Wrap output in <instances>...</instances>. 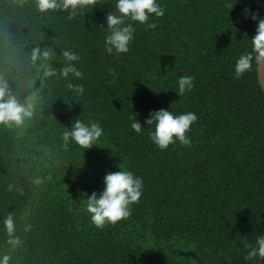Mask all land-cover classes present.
<instances>
[{"label": "trees", "instance_id": "obj_1", "mask_svg": "<svg viewBox=\"0 0 264 264\" xmlns=\"http://www.w3.org/2000/svg\"><path fill=\"white\" fill-rule=\"evenodd\" d=\"M159 3L165 8L164 16L150 18L157 27L147 29L134 22L130 50L108 54L106 15L115 10V0H91L75 16L70 15L71 9L41 13L35 0H0V86L18 97L26 90L27 97H36L34 115L24 126L0 124V259L7 255L8 264H264V258L246 259L249 248L245 246V242L255 246L257 236L264 234V92L257 80L258 60L251 41L258 26L251 15L264 19V9L251 0ZM37 45L50 48L49 63L57 75L45 76L39 61L33 64L31 50ZM63 50L80 56L79 62L72 63L83 78L60 75L69 63ZM249 52L253 53L251 67L237 76L236 61ZM181 76L194 77V87L179 96ZM37 78L40 84L34 87ZM69 82L86 90L81 95L67 86ZM160 107L175 114H197L198 122L187 133L190 145L177 141L164 150L154 146L149 137L154 125L145 120ZM130 113L145 127L141 133L130 127ZM76 119L101 123L105 133L98 145L89 150L75 143L64 146L65 126ZM119 165L143 176V195L124 222L99 229L90 223L83 194L101 192L106 170L118 171ZM36 177L41 183H35ZM9 214L16 220L12 236L3 223Z\"/></svg>", "mask_w": 264, "mask_h": 264}, {"label": "clouds", "instance_id": "obj_2", "mask_svg": "<svg viewBox=\"0 0 264 264\" xmlns=\"http://www.w3.org/2000/svg\"><path fill=\"white\" fill-rule=\"evenodd\" d=\"M91 0H35V7L41 13L54 12L58 9H71L70 15L75 16L77 9L83 7ZM115 10H111L106 15L107 34L104 40L105 51L108 54L127 53L130 44L135 38L134 22L144 24L147 29H155L157 25L150 22L151 16L162 17L165 8L159 0H115ZM246 10L245 15L248 16ZM253 20H258L256 34L251 38L253 52L257 60L264 59V19L258 15H251ZM131 21V22H126ZM63 57L69 62L60 69V75L67 78L71 73L77 78H83V72L76 66L80 56L72 50H63ZM52 51L48 47L35 46L31 50V61L38 67L44 69L45 76L57 75V70L49 61ZM253 53L249 52L241 55L235 66L237 76L251 67ZM115 75V73H113ZM194 77L181 76L178 81V95L194 87ZM70 89L75 88L79 94L84 93V86L74 85L71 82L67 85ZM36 107L35 95L26 97L23 100L16 94L11 93L7 86H0V124L9 128H20L32 119ZM132 129L141 133L144 130L142 123L136 119L134 113H130ZM198 120L195 112L175 114L169 108H161L150 112L145 123L153 126L149 132L151 141L161 150L167 149L170 145L179 141L183 145H190L191 139L187 135L191 125ZM104 135V128L98 121L85 122L80 119L72 121L70 126H65L62 133L64 146L75 143L81 148L88 149L98 145L100 138ZM118 171H106L103 177V190L99 193L93 191L90 195L85 193V209L90 216V223L98 228L106 224H116L127 219L132 214V205L139 203L143 195V177L136 175L131 170L122 169L118 166ZM35 183H41V178L36 177ZM6 231L12 236L15 233L16 225L12 214H9L3 221ZM15 242V241H13ZM249 248L246 259L264 258V234L257 236L256 245L252 246L245 242ZM7 255L0 259V264H8Z\"/></svg>", "mask_w": 264, "mask_h": 264}, {"label": "bare ground", "instance_id": "obj_3", "mask_svg": "<svg viewBox=\"0 0 264 264\" xmlns=\"http://www.w3.org/2000/svg\"><path fill=\"white\" fill-rule=\"evenodd\" d=\"M254 13V12H253ZM77 20V19H76ZM250 24V23H249ZM239 25V24H238ZM250 26V25H249ZM243 29V28H242ZM68 45V44H67ZM42 47V46H41ZM182 56V55H181ZM162 60V59H161ZM156 62V61H155ZM130 63V62H129ZM128 63V64H129ZM154 63V62H153ZM193 63V62H192ZM155 64V63H154ZM153 64V65H154ZM175 64V63H174ZM221 64V63H220ZM133 65V64H132ZM138 65V64H137ZM148 65V64H147ZM161 65V64H160ZM197 65H198V63H197ZM200 65V64H199ZM198 65V66H199ZM126 66V65H125ZM129 65H127V67H128ZM182 66V65H181ZM193 66V65H192ZM191 66V67H192ZM26 67V66H25ZM148 67V66H147ZM187 67H188V65H187ZM216 67V66H215ZM20 68V67H19ZM58 68V67H57ZM129 68V67H128ZM165 68H168V67H165ZM197 68V67H196ZM120 69V68H119ZM126 69V68H125ZM149 69V68H148ZM172 69V68H171ZM175 69H176V67H175ZM202 69V68H201ZM208 69V68H207ZM35 70V69H34ZM162 70V69H161ZM218 70V69H217ZM119 71V70H118ZM121 71V70H120ZM155 71H157V70H155ZM166 71V70H165ZM174 71V70H173ZM232 71V70H231ZM134 72V71H133ZM150 72V71H149ZM185 72V71H184ZM204 72V71H203ZM208 72V71H207ZM118 73V72H117ZM132 73V72H131ZM145 73V72H144ZM148 73V72H147ZM147 73H146V75H147ZM171 73V72H170ZM101 74V73H100ZM105 74V73H104ZM124 74V73H123ZM142 74V73H141ZM175 74V73H174ZM207 74V73H206ZM231 74V73H230ZM99 75V74H98ZM129 75V74H128ZM134 75V74H133ZM172 75V74H171ZM181 75V74H180ZM188 75V74H187ZM244 75V74H243ZM246 75V74H245ZM31 76V75H30ZM33 76V75H32ZM100 76V75H99ZM102 76V75H101ZM137 76V75H136ZM141 76V75H140ZM228 76V75H227ZM240 76H241V74H240ZM254 76V75H253ZM148 77V76H147ZM164 77V76H163ZM198 77H200V76H198ZM197 77V78H198ZM98 78V77H97ZM122 78V77H121ZM130 78V77H129ZM153 78V77H152ZM248 78V77H247ZM56 79V78H55ZM100 79V78H99ZM132 79V78H131ZM141 79V78H140ZM145 79V78H144ZM151 79V78H150ZM170 79V78H169ZM176 79H178V78H176ZM245 79V78H244ZM87 80V79H86ZM129 80V79H128ZM175 80V79H174ZM229 80V79H228ZM106 81V80H105ZM104 81V82H105ZM108 81H109V79H108ZM179 81V80H178ZM246 81V80H245ZM82 82V81H81ZM80 82V83H81ZM120 82V81H119ZM141 82V81H140ZM226 82V81H225ZM251 82V81H250ZM83 83V82H82ZM124 83V82H123ZM144 83V82H143ZM156 83V82H155ZM161 83V82H160ZM249 83V82H248ZM108 84V83H107ZM119 84V83H118ZM126 84H128V83H126ZM206 84V83H205ZM86 85V84H85ZM102 85H104V84H102ZM123 85V84H122ZM141 85H143V84H141ZM244 85V84H243ZM246 85V84H245ZM108 86V85H107ZM208 86H209V84H208ZM207 86V87H208ZM232 86V85H231ZM236 86V85H235ZM241 86V85H240ZM29 87V86H28ZM111 87V86H110ZM125 87V86H124ZM140 87V86H139ZM162 87V86H161ZM175 87H177V86H175ZM205 87V86H204ZM210 87V86H209ZM100 88V87H99ZM98 88V89H99ZM107 88V87H106ZM174 88V87H173ZM217 88V87H216ZM229 88H230V86H229ZM39 89V88H38ZM85 89V88H84ZM94 89V88H93ZM109 89V88H108ZM123 89V88H122ZM144 89V88H143ZM198 89V88H197ZM220 89V88H219ZM239 89V88H238ZM86 90V89H85ZM95 90V89H94ZM172 90V89H171ZM23 91V90H22ZM113 91V90H112ZM118 91V90H117ZM216 91V90H215ZM225 91V90H224ZM234 91V90H233ZM236 91V90H235ZM102 92V91H101ZM120 92V91H119ZM119 92H118V94H119ZM122 92V91H121ZM187 92V91H186ZM195 92V91H194ZM204 92V91H203ZM221 92H223V91H221ZM99 94H102V93H99ZM105 94V93H104ZM113 94V93H112ZM194 94V93H193ZM243 94V93H242ZM93 95V94H92ZM221 95V94H220ZM86 96V95H85ZM191 97V96H190ZM246 97H247V94H246ZM250 97V96H249ZM95 99V98H94ZM100 99V98H99ZM107 99V98H106ZM117 99V98H116ZM181 99H182V97H181ZM198 99V98H197ZM247 99H248V97H247ZM101 100V99H100ZM119 100V99H118ZM241 100V99H240ZM239 100V101H240ZM254 100V99H253ZM70 101V100H69ZM108 101V100H107ZM121 101V100H120ZM244 101V100H243ZM249 101V100H248ZM68 102V101H67ZM85 102V101H84ZM117 102V101H116ZM217 102V101H216ZM229 102V101H228ZM242 103V102H241ZM70 104V103H69ZM237 104V103H236ZM108 105V104H107ZM118 105V104H117ZM229 105V104H228ZM41 106V105H40ZM149 106V105H148ZM183 106V105H182ZM240 106V105H239ZM86 108V107H85ZM115 108V107H114ZM161 108V107H160ZM195 108H196V106H195ZM202 108V107H201ZM200 108V109H201ZM263 108V107H262ZM82 109V108H81ZM255 109V108H254ZM46 110V109H45ZM49 110V109H48ZM85 110V109H84ZM120 110V109H119ZM118 110V111H119ZM184 110V109H183ZM216 110V109H215ZM63 111V110H62ZM72 111V110H71ZM73 111H75L74 109H73ZM117 111V110H116ZM189 111V110H188ZM244 111V110H243ZM240 112V111H239ZM47 113V112H46ZM56 113V112H55ZM54 113V114H55ZM60 113V112H59ZM111 113V112H110ZM143 113H145V112H143ZM207 113V112H206ZM222 113V112H221ZM262 113V112H261ZM39 114V113H38ZM58 114V113H57ZM75 114V113H74ZM84 114V113H83ZM243 114V113H242ZM49 115V114H48ZM61 115V114H60ZM239 115V114H238ZM55 116V115H54ZM67 116V115H66ZM117 116V115H116ZM143 116V115H142ZM148 116V115H147ZM200 116V115H199ZM203 116V115H202ZM210 116V115H209ZM212 116V115H211ZM214 116V115H213ZM212 116V117H213ZM221 116V115H220ZM235 116V115H234ZM254 116V115H253ZM63 117V116H62ZM85 117V116H84ZM87 117V116H86ZM108 117V116H107ZM106 117V118H107ZM126 117V116H125ZM146 117V116H145ZM233 117V116H232ZM56 118V117H55ZM139 118V117H138ZM224 118V117H223ZM49 119V118H48ZM89 119V118H88ZM143 119V118H142ZM221 119V118H220ZM234 119V118H233ZM248 119V118H247ZM261 119H262V117H261ZM51 120V119H50ZM64 120V119H63ZM62 120V121H63ZM118 120V119H117ZM215 120V119H214ZM246 120V119H245ZM49 121V120H48ZM47 121V122H48ZM54 121V120H53ZM116 121V120H115ZM144 121V120H143ZM210 121V120H209ZM250 121V120H249ZM252 121V120H251ZM44 122V121H43ZM109 122V121H108ZM198 122V121H197ZM36 123V122H35ZM60 123H62V122H60ZM131 123V122H130ZM249 123H251V122H249ZM64 124V123H63ZM112 124V123H111ZM122 124V123H121ZM195 124V123H194ZM40 125V124H39ZM71 125V124H70ZM199 125V124H198ZM203 125V124H202ZM210 125V124H209ZM260 125V124H259ZM29 126V125H28ZM37 126V125H36ZM41 126V125H40ZM117 126V125H116ZM245 126V125H244ZM131 127V126H130ZM32 128V127H31ZM30 128V129H31ZM128 128V127H127ZM57 129V128H56ZM150 129V128H149ZM236 129V128H235ZM239 130H240V128H239ZM31 131V130H30ZM38 131V130H37ZM36 131V132H37ZM45 131V130H44ZM232 131V130H231ZM254 131V130H253ZM264 131V130H263ZM200 132V131H199ZM105 133V132H104ZM119 133V132H118ZM238 133V132H237ZM245 133V132H244ZM244 133H242V134H244ZM53 134V133H52ZM209 134V133H208ZM227 134H228V132H227ZM239 134V133H238ZM237 134V135H238ZM246 134V133H245ZM106 135V134H105ZM129 135V134H128ZM212 135V134H211ZM248 135V134H247ZM27 136V135H26ZM135 136V135H134ZM143 136V135H142ZM232 136V135H231ZM262 136V135H261ZM129 137V136H128ZM139 137V136H138ZM144 137V136H143ZM214 137V136H213ZM243 137H245V136H243ZM28 138V137H27ZM110 138V137H109ZM196 138V137H195ZM202 138V137H201ZM227 138V137H226ZM229 138V137H228ZM253 138V137H252ZM255 138H256V136H255ZM131 139V138H130ZM211 139V138H210ZM221 139V138H220ZM260 139V138H259ZM32 140V139H31ZM45 140V139H44ZM114 140V139H113ZM141 140H143V139H141ZM147 140V139H146ZM150 140V139H149ZM200 140V139H199ZM202 140V139H201ZM241 140V139H240ZM63 141V140H62ZM29 142V141H28ZM214 142V141H213ZM60 143V142H59ZM200 143V142H199ZM198 143V144H199ZM248 143V142H247ZM116 144V143H115ZM44 145V144H43ZM51 145V144H50ZM58 145V144H57ZM76 145V144H75ZM113 145V144H112ZM173 145V144H172ZM217 145V144H216ZM238 145H240V144H238ZM244 145V144H243ZM78 146V145H77ZM114 146V145H113ZM120 146V145H119ZM154 146H156V145H154ZM204 146V145H203ZM235 146V145H234ZM252 146V145H251ZM37 147V146H36ZM41 147V146H40ZM172 147V146H171ZM186 147V146H185ZM233 147V146H232ZM15 148V147H14ZM81 148V147H80ZM97 148V147H96ZM106 148H107V146H106ZM146 148V147H145ZM229 148V147H228ZM237 148V147H236ZM249 148V147H248ZM93 149V148H92ZM112 149V148H111ZM178 149V148H177ZM188 149H190V148H188ZM197 149V148H196ZM225 149H227V148H225ZM13 150V149H12ZM11 150V151H12ZM33 150V149H32ZM37 150V149H36ZM81 150V149H80ZM89 150V149H88ZM107 150V149H106ZM153 150V149H152ZM161 150V149H160ZM182 150V149H181ZM241 150V149H240ZM247 150V149H246ZM257 150V149H256ZM45 151V150H44ZM74 151V150H73ZM82 151V150H81ZM100 151V150H99ZM184 151V150H183ZM226 151V150H225ZM13 152V151H12ZM49 152V151H48ZM71 152V151H70ZM95 152V151H94ZM139 152V151H138ZM16 153V152H15ZM132 152H130V154H131ZM173 153V152H172ZM180 153H181V151H180ZM205 153V152H204ZM216 153V152H215ZM229 153V152H228ZM231 153V152H230ZM13 154V153H12ZM29 154V153H28ZM82 154V153H81ZM80 154V155H81ZM86 154H87V152H86ZM112 154V153H111ZM125 154V153H124ZM235 154V153H234ZM233 154V155H234ZM89 155H91V154H89ZM118 155V154H117ZM126 155V154H125ZM129 155V154H128ZM153 155V154H152ZM189 155V154H188ZM247 155V154H246ZM245 155V156H246ZM15 156V155H14ZM13 156V157H14ZM72 156V155H71ZM86 156V155H85ZM151 156V155H150ZM183 156V155H182ZM243 156V155H242ZM93 157V156H92ZM106 157V156H105ZM192 157V156H191ZM23 158V157H22ZM41 158V157H40ZM74 158V157H73ZM107 158V157H106ZM110 158V157H109ZM215 158V157H214ZM21 159V158H20ZM50 159V158H49ZM75 159V158H74ZM74 159H72V160H74ZM83 160H84V158H82ZM140 159V158H139ZM220 159V158H219ZM223 159V158H222ZM231 159V158H230ZM23 160V159H22ZM24 160H25V158H24ZM31 160V159H30ZM33 160V159H32ZM58 160V159H57ZM70 160V159H69ZM77 160V159H76ZM87 159H85V161H86ZM206 160V159H205ZM240 160V159H239ZM238 160V161H239ZM43 161V160H42ZM93 161V160H92ZM96 161V160H95ZM94 161V162H95ZM104 161V160H103ZM122 161V160H121ZM143 161V160H142ZM163 161V160H162ZM194 161V160H193ZM14 162V161H13ZM23 162V161H22ZM73 162V161H72ZM89 162V161H88ZM91 162V161H90ZM112 162V161H111ZM135 162V161H134ZM175 162V161H174ZM186 162V161H185ZM212 162V161H211ZM115 163V162H114ZM118 163V162H117ZM137 163V162H136ZM54 164V163H53ZM69 164H70V161H69ZM101 164V163H100ZM118 164H120V163H118ZM139 164V163H138ZM167 164V163H166ZM194 164V163H193ZM6 165V164H5ZM17 165V164H16ZM19 165V164H18ZM75 165V164H74ZM96 165V164H95ZM162 165V164H161ZM246 165V164H245ZM259 165V164H258ZM33 166V165H32ZM60 166V165H59ZM101 166V165H100ZM112 166V165H111ZM124 165H122L121 167H123ZM158 166H159V164H158ZM180 166V165H179ZM188 166V165H187ZM198 166V165H197ZM227 166V165H226ZM226 166H224V167H226ZM232 166V165H231ZM5 167V166H4ZM21 167V166H20ZM38 167V166H37ZM63 167V166H62ZM82 167V166H81ZM85 167V166H84ZM97 167V166H96ZM160 167V166H159ZM221 167V166H220ZM246 167V166H245ZM8 168V167H7ZM29 168V167H28ZM116 168V167H115ZM142 168V167H141ZM140 168V169H141ZM176 168V167H175ZM183 168V167H182ZM87 169V168H86ZM102 169V168H101ZM123 169V168H122ZM130 169V168H129ZM153 168H151V170H152ZM154 169H156V168H154ZM196 169V168H195ZM8 170V169H7ZM11 170H13L12 168H11ZM44 170V169H43ZM91 170V169H90ZM139 170V169H138ZM212 170V169H211ZM68 171V170H67ZM88 171V170H87ZM86 171V172H87ZM107 171V170H106ZM164 171V170H163ZM69 172V171H68ZM137 172V171H136ZM144 172V171H143ZM195 172V171H194ZM212 172V171H211ZM225 172V171H224ZM227 172V171H226ZM246 172V171H245ZM253 172V171H252ZM12 173V172H11ZM61 173V172H60ZM105 173V172H104ZM47 174V173H46ZM85 174V173H84ZM144 174V173H143ZM221 174V173H220ZM219 174V175H220ZM252 174V173H251ZM12 175V174H11ZM36 175V174H35ZM83 175V174H82ZM102 175V174H101ZM105 175V174H104ZM171 175V174H170ZM179 175V174H178ZM17 176H19V175H17ZM26 176V175H25ZM41 176V175H40ZM69 176V175H68ZM81 176V175H80ZM154 176V175H153ZM152 176V177H153ZM195 176V175H194ZM193 176V177H194ZM214 176V175H213ZM262 176V175H261ZM45 177V176H44ZM73 177V176H72ZM143 177V176H142ZM150 177V176H149ZM203 177V176H202ZM257 177V176H256ZM259 177H260V175H259ZM30 178V177H29ZM86 178V177H85ZM148 178V177H147ZM200 178H201V176H200ZM221 178V177H220ZM231 178H232V176H231ZM244 178V177H243ZM23 179V178H22ZM22 179H21V181H22ZM181 179V178H180ZM184 179V178H183ZM189 179V178H188ZM14 180V179H13ZM46 180V179H45ZM92 180H93V178H92ZM152 180V179H151ZM150 180V181H151ZM158 180V179H157ZM171 180V179H170ZM221 180V179H220ZM64 181V180H63ZM66 181V180H65ZM67 181H68V178H67ZM97 181V180H96ZM99 181V180H98ZM146 181V180H145ZM193 181V180H192ZM197 181V180H196ZM71 182V181H70ZM82 182V181H81ZM89 182V181H88ZM153 182V181H152ZM220 182V181H219ZM23 183V182H22ZM34 183V182H33ZM54 183V182H53ZM74 184H75V182H73ZM72 183V184H73ZM151 183V182H150ZM149 183V184H150ZM155 183V182H154ZM167 183V182H166ZM218 183V182H217ZM240 183V182H239ZM262 183H263V181H262ZM20 184V183H19ZM90 184V183H89ZM215 184V183H214ZM243 184V183H242ZM247 184V183H246ZM21 185V184H20ZM61 185V184H60ZM65 185V184H64ZM80 185V184H79ZM86 185H87V183H86ZM96 185V184H95ZM148 185V184H147ZM179 185V184H178ZM194 185V184H193ZM67 186V185H66ZM75 186V185H74ZM145 186V185H144ZM151 186V185H150ZM159 186V185H158ZM195 186V185H194ZM201 186V185H200ZM209 186V185H208ZM215 186V185H214ZM217 186V185H216ZM240 186V185H239ZM19 187V186H18ZM56 187V186H55ZM73 187V186H72ZM78 187V186H77ZM76 187V188H77ZM85 187V186H84ZM83 187V188H84ZM191 187V186H190ZM223 187V186H222ZM228 187V186H227ZM255 187V186H254ZM38 188V187H37ZM93 188H95V187H93ZM145 188V187H144ZM165 188V187H164ZM234 188V187H233ZM7 189V188H6ZM91 189H92V186H91ZM168 189V188H167ZM166 189V190H167ZM173 189V188H172ZM207 189V188H206ZM225 189V188H224ZM242 189V188H241ZM55 190V189H54ZM66 190H68V188L66 189ZM72 190V189H71ZM80 190H82L83 191V189H80ZM165 190V189H164ZM181 190V189H180ZM191 190V189H190ZM208 190V189H207ZM214 190V189H213ZM226 190V189H225ZM262 190V189H261ZM260 190V191H261ZM144 191V190H143ZM209 191V190H208ZM224 191V190H223ZM1 192V191H0ZM35 192V191H34ZM60 192V191H59ZM63 192V191H62ZM81 192V191H80ZM91 192V191H90ZM93 192V191H92ZM162 192V191H161ZM190 192V191H189ZM32 193V192H31ZM61 193V192H60ZM168 193V192H167ZM187 193V192H186ZM217 193H220V192H217ZM227 193V192H226ZM46 194V193H45ZM68 194V193H67ZM73 194V193H72ZM153 194V193H152ZM222 194V193H221ZM183 195V194H182ZM196 195V194H195ZM214 195V194H213ZM224 195V194H223ZM43 196V195H42ZM80 196V195H79ZM158 196V195H157ZM169 196V195H168ZM216 196V195H215ZM252 196V195H251ZM50 197V196H49ZM51 197H52V195H51ZM50 197V198H51ZM73 197V196H72ZM176 197V196H175ZM174 197V198H175ZM242 197V196H241ZM247 197V196H246ZM83 198V197H82ZM170 198V197H169ZM216 198V197H215ZM69 199V198H68ZM164 199V198H163ZM219 199V198H218ZM229 199V198H228ZM232 199V198H231ZM250 199V198H249ZM182 200H184V199H182ZM212 200V199H211ZM220 200V199H219ZM237 200V199H236ZM38 201V200H37ZM67 201V200H66ZM73 201V200H72ZM154 201V200H153ZM181 201V200H180ZM224 201V200H223ZM257 201V200H256ZM255 201V202H256ZM22 202V201H21ZM45 202V201H44ZM49 202V201H48ZM58 202H59V199H58ZM61 202V201H60ZM232 202V201H231ZM26 203V202H25ZM62 203V202H61ZM65 203V202H64ZM63 203V204H64ZM72 203V202H71ZM79 203V202H78ZM168 203V202H167ZM172 203V202H171ZM206 203L208 204V202L206 201ZM215 203V202H214ZM36 204V203H35ZM62 204V205H63ZM139 204V203H138ZM145 204V203H144ZM230 204V203H229ZM27 205V204H26ZM71 205V204H70ZM69 205V206H70ZM85 205V204H84ZM143 205V204H142ZM154 205V204H153ZM176 205V204H175ZM67 206V205H66ZM79 206V205H78ZM139 206V205H138ZM141 206V205H140ZM148 206V205H147ZM156 206V205H155ZM181 206V205H180ZM200 206V205H199ZM224 207L226 206V205H223ZM28 207V206H27ZM53 207V206H52ZM198 207V206H197ZM51 208V207H50ZM64 208V207H63ZM84 208V207H83ZM187 208V207H186ZM210 208V207H209ZM257 208V207H256ZM138 209V208H137ZM161 209V208H160ZM222 209V208H221ZM246 209V208H245ZM28 210V209H27ZM64 210V209H63ZM143 210V209H142ZM196 210V209H195ZM56 211V210H55ZM78 211V210H77ZM134 211V210H133ZM149 211V210H148ZM235 211V210H234ZM241 211V210H240ZM246 211V210H245ZM6 212V211H5ZM78 212H80V211H78ZM140 212V211H139ZM144 212V211H143ZM207 212V211H206ZM75 213V212H74ZM171 213V212H170ZM184 213V212H183ZM187 213V212H186ZM200 213V212H199ZM231 213V212H230ZM32 214V213H31ZM84 214V213H83ZM146 214V213H145ZM163 214V213H162ZM50 215V214H49ZM53 215V214H52ZM68 215V214H67ZM66 215V216H67ZM137 215V214H136ZM150 215V214H149ZM182 215V214H181ZM237 215V214H236ZM235 215V216H236ZM31 216V215H30ZM134 216V215H133ZM151 216V215H150ZM23 217V216H22ZM21 217V218H22ZM152 217V216H151ZM167 217V216H166ZM179 217V216H178ZM244 217V216H243ZM6 218V217H5ZM26 218V217H25ZM34 218V217H33ZM32 218V219H33ZM67 218V217H66ZM148 218H149V216H148ZM170 218V217H169ZM73 219V218H72ZM76 219V218H75ZM150 219H152V218H150ZM149 219V220H150ZM154 219V218H153ZM189 219V218H188ZM193 219V218H192ZM191 219V220H192ZM222 219V218H221ZM226 219V218H225ZM36 220V219H35ZM41 220V219H40ZM69 220V219H68ZM83 220V219H82ZM135 220V219H134ZM148 220V219H147ZM263 220V219H262ZM54 221V220H53ZM84 221V220H83ZM123 221V220H122ZM133 221V220H132ZM138 221V220H137ZM154 221V220H153ZM172 221V220H171ZM177 221V220H176ZM216 221V220H215ZM15 222H16V220H15ZM19 222V221H18ZM124 222V221H123ZM134 222V221H133ZM144 222V221H143ZM162 222V221H161ZM179 222V221H178ZM221 222V221H220ZM261 222V221H260ZM28 223H29V221H28ZM54 223V222H53ZM72 223V222H71ZM86 223V222H85ZM121 223V222H120ZM145 223V222H144ZM150 223V222H149ZM194 223V222H193ZM248 223V222H247ZM78 224V223H77ZM88 224V223H87ZM148 224V223H147ZM152 224V223H151ZM160 224H162V223H160ZM173 224V223H172ZM188 224V223H187ZM249 224V223H248ZM50 225H53V224H51L50 223ZM55 225V224H54ZM107 225V224H106ZM128 225V224H127ZM134 225H135V223H134ZM180 225V224H179ZM178 225V226H179ZM40 226V225H39ZM72 226V225H71ZM90 226V225H89ZM126 226V225H125ZM132 226V225H131ZM188 226V225H187ZM258 226V225H257ZM5 227V226H4ZM28 227V226H27ZM48 227H50V226H48ZM68 228H69V226H67ZM84 226H82V228H83ZM94 227V226H93ZM93 227H92V229H93ZM136 227V226H135ZM138 227H139V225H138ZM147 227V226H146ZM186 227V226H185ZM195 227V226H194ZM227 227V226H226ZM3 228V227H2ZM46 228V227H45ZM127 228V227H126ZM125 228V229H126ZM199 228V227H198ZM197 228V229H198ZM42 229V228H41ZM56 229V228H55ZM100 229V228H99ZM104 229V228H103ZM119 229V228H118ZM145 229V228H144ZM173 229V228H172ZM176 229V228H175ZM262 229H263V227H262ZM45 230V229H44ZM73 230V229H72ZM102 230V229H101ZM112 230V229H111ZM110 230V231H111ZM142 230V229H141ZM155 230V229H154ZM256 230V229H255ZM41 231V230H40ZM56 231V230H55ZM71 231V230H70ZM79 231V230H78ZM119 231V230H118ZM136 231H138V229L136 230ZM178 231V230H177ZM202 231V230H201ZM214 231V230H213ZM212 231V232H213ZM264 231V230H263ZM3 232H5V230H3ZM16 232V231H15ZM39 232V231H38ZM53 232V231H52ZM83 232V231H82ZM92 232V231H91ZM117 232V231H116ZM129 232V231H128ZM204 232V231H203ZM8 233V232H7ZM44 233V232H43ZM114 233V232H113ZM118 233V232H117ZM132 233V232H131ZM148 233V232H147ZM171 233V232H170ZM200 233V232H199ZM198 233V234H199ZM242 233V232H241ZM2 234V233H1ZM34 234H35V232H34ZM54 234V233H53ZM72 234V233H71ZM75 234V233H74ZM77 234V233H76ZM102 234V233H101ZM105 234V233H104ZM116 234V233H115ZM114 234V235H115ZM248 234V233H247ZM254 234V233H253ZM18 235V234H17ZM100 235V234H99ZM121 235V234H120ZM130 235V234H129ZM142 235H144V234H142ZM29 236V235H28ZM31 236V235H30ZM91 236V235H90ZM105 236V235H104ZM176 236V235H175ZM67 237V236H66ZM80 237H81V235H80ZM86 237V236H85ZM99 237V236H98ZM158 237V236H157ZM182 237V236H181ZM22 238H23V236H22ZM74 238V237H73ZM94 238V237H93ZM107 239H108V237H106ZM152 238V237H151ZM176 238H178V237H176ZM49 239V238H48ZM81 239V238H80ZM79 239V240H80ZM97 239H99V238H97ZM171 239V238H170ZM179 239V238H178ZM219 239V238H218ZM246 239V238H245ZM68 240V239H67ZM84 240V239H83ZM86 240H87V238H86ZM93 240V239H92ZM108 240H110V239H108ZM117 240V239H116ZM118 240H120V239H118ZM136 240V239H135ZM142 240V239H141ZM150 240V239H149ZM152 240V239H151ZM180 240V239H179ZM238 240V239H237ZM105 241V240H104ZM132 241H133V239H132ZM161 241V240H160ZM246 241V240H245ZM25 242V241H24ZM68 242V241H67ZM85 242V241H84ZM107 242V241H106ZM156 242V241H155ZM164 242V241H163ZM192 242V241H191ZM91 243V242H90ZM89 243V244H90ZM98 243H101V242H98ZM186 243H188V242H186ZM233 243V242H232ZM30 244V243H29ZM96 244V243H95ZM163 244V243H162ZM190 244V243H189ZM188 244V245H189ZM202 244V243H201ZM210 244V243H209ZM253 244V243H252ZM102 245V244H101ZM228 245V244H227ZM92 246V245H91ZM152 246V245H151ZM191 246H192V244H191ZM203 246V245H202ZM34 247V246H33ZM55 247V246H54ZM100 247V246H99ZM136 247V246H135ZM135 247H133V248H135ZM162 247V246H161ZM187 247V246H186ZM198 247V246H197ZM23 248V247H22ZM48 248V247H47ZM75 248V247H74ZM80 248V247H79ZM96 248H98V247H96ZM143 248V247H142ZM189 248V247H188ZM192 248V247H191ZM206 248H207V246H206ZM238 248V247H237ZM24 249H26V248H24ZM32 249V248H31ZM89 249V248H88ZM92 249V248H91ZM165 249H167V248H165ZM173 249V248H172ZM79 250V249H78ZM81 250V249H80ZM83 250V249H82ZM85 250V249H84ZM83 250V251H84ZM100 250V249H99ZM125 250V249H124ZM131 250V249H130ZM138 250V249H137ZM161 250V249H160ZM170 250V249H169ZM191 250V249H190ZM201 250V249H200ZM204 250V249H203ZM209 250V249H208ZM212 250V249H211ZM8 251V250H7ZM88 251V250H87ZM91 251V250H90ZM93 251H95V250H93ZM152 251V250H151ZM162 251V250H161ZM188 251V250H187ZM192 251V250H191ZM245 251H246V249H245ZM25 252V251H24ZM74 252V251H73ZM79 252V251H78ZM127 252V251H126ZM142 252V251H141ZM140 252V253H141ZM168 252V251H167ZM175 252V251H174ZM215 252V251H214ZM4 253V252H3ZM55 253V252H54ZM92 253V252H91ZM136 253V252H135ZM186 253V252H185ZM210 253V252H209ZM38 254H39V252H38ZM103 254V253H102ZM105 254V253H104ZM143 254V253H142ZM146 254V253H145ZM158 254V253H157ZM178 254V253H177ZM217 254V253H216ZM77 255V254H76ZM131 255V254H130ZM133 255H135V254H133ZM169 255V254H168ZM193 255V254H192ZM31 256V255H30ZM81 256H82V254H81ZM85 256V255H84ZM141 256V255H140ZM166 256V255H165ZM186 256V255H185ZM42 257V256H41ZM40 257V258H41ZM53 257V256H52ZM68 257V256H67ZM181 257V256H180ZM27 258H28V256H27ZM30 258V257H29ZM38 258V257H37ZM82 258V257H81ZM80 258V259H81ZM97 258V257H96ZM130 258V257H129ZM128 258V259H129ZM148 258V257H147ZM150 258V257H149ZM169 258V257H168ZM192 258V257H191ZM194 258V257H193ZM46 259V258H45ZM71 259V258H70ZM76 259V258H75ZM92 259V258H91ZM213 259V258H212ZM227 259V258H226ZM51 260V259H50ZM72 260V259H71ZM87 260V259H86ZM168 260V259H167ZM187 260H188V258H187ZM193 260V259H192ZM12 261V260H11ZM25 261V260H24ZM49 261V260H48ZM47 261V262H48ZM52 261V260H51ZM142 261H143V259H142ZM164 261V260H163ZM211 261V260H210ZM239 261V260H238ZM260 261V260H259ZM263 261V260H262ZM39 262H40V260H39ZM53 262V261H52ZM73 262V261H72ZM81 262V261H80ZM143 262H145V261H143ZM153 262H154V259H153ZM162 262V261H161ZM172 262V261H171ZM180 262V261H179ZM183 262V261H182ZM189 262V261H188ZM232 262H234V261H232ZM9 263V262H8ZM16 263V262H15ZM43 263V262H42ZM46 263V262H45ZM200 263V262H199ZM232 264V263H231ZM263 264V263H262Z\"/></svg>", "mask_w": 264, "mask_h": 264}, {"label": "water", "instance_id": "obj_4", "mask_svg": "<svg viewBox=\"0 0 264 264\" xmlns=\"http://www.w3.org/2000/svg\"><path fill=\"white\" fill-rule=\"evenodd\" d=\"M251 1L254 2V4H256L259 8L264 9V0H251ZM256 72H257L258 83L264 92V59L258 60ZM39 84H40V79L37 78L34 87H37ZM27 94H28V90L20 93L19 97L23 100L24 98L27 97Z\"/></svg>", "mask_w": 264, "mask_h": 264}]
</instances>
